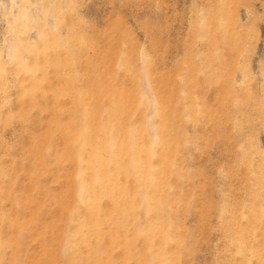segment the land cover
<instances>
[{
    "label": "rangeland",
    "instance_id": "obj_1",
    "mask_svg": "<svg viewBox=\"0 0 264 264\" xmlns=\"http://www.w3.org/2000/svg\"><path fill=\"white\" fill-rule=\"evenodd\" d=\"M0 264H264V0H0Z\"/></svg>",
    "mask_w": 264,
    "mask_h": 264
},
{
    "label": "bare ground",
    "instance_id": "obj_2",
    "mask_svg": "<svg viewBox=\"0 0 264 264\" xmlns=\"http://www.w3.org/2000/svg\"><path fill=\"white\" fill-rule=\"evenodd\" d=\"M83 135L85 134V133H82ZM81 134V135H82ZM89 135V134H88ZM85 137V136H84ZM81 138V137H80ZM81 141H83V139L81 140ZM85 141V140H84ZM79 142V141H78ZM91 143V142H90ZM95 144V142L93 143V145ZM85 145H86V143H79V150L80 151H82V152H78L77 154L79 155V156H77V160H76V165L78 166V169H77V171H76V173H75V177H76V179H78L79 180V188H78V194H79V196H78V201L81 203V206L83 207V208H86L87 209V211L88 212H90L91 213V215L93 214V212L96 210V206L92 203H90V200H91V198H93V196L95 195L94 194V191L92 192V187L94 188V186L93 185H95L94 183H93V181L95 180V178L96 179H98V180H96L97 181V183H96V186H98V188L99 187H103V189L105 190L107 187H108V189H109V187H112L113 185H115V184H110L109 182H107L106 183V181H107V178H106V175H105V171H103V169H104V166L105 165H107L105 162H107L106 160H104V158H102L99 154H101L100 152H97L98 150L95 148L96 147V145H94V147L93 148H95L96 149V151H94L95 152V154L93 155V157H92V154H91V156L90 157H84V155H86V154H84V152L86 153V150H85ZM88 145H90V144H88ZM90 146H92V145H90ZM132 147V146H131ZM91 149V148H90ZM99 149H100V147H99ZM103 149V148H102ZM103 151V150H102ZM140 151H142V149H140ZM144 151V150H143ZM146 152V151H145ZM98 153V154H97ZM88 154H89V151H88ZM147 155V154H146ZM88 158V159H87ZM138 159L141 161V155L137 158V159H131L130 160V163H132L131 165V167H132V169H135V170H137L138 172L139 171H143V169H145L147 166L150 168V166L147 164V166H144V163L143 162H141V163H143V165L138 161ZM108 163V162H107ZM150 164V163H149ZM151 165V164H150ZM140 168H141V170H140ZM105 170V169H104ZM146 170V169H145ZM148 170V172H150L149 171V169H147ZM147 170L145 171V172H147ZM101 171H103V172H101ZM152 171V170H151ZM102 174H101V173ZM136 172V171H135ZM144 171H143V173H145ZM147 172V176L146 177H148V173ZM99 173L101 174V175H99ZM151 173H154L155 174V172L154 171H152ZM146 175V174H145ZM151 175V174H150ZM149 175V176H150ZM104 176H105V178H106V180L104 179ZM109 176V175H108ZM141 176V175H140ZM95 177V178H94ZM154 177V176H153ZM153 177L151 176L150 178L151 179H153ZM90 179L89 181L90 182H88L87 180L88 179ZM92 179V180H91ZM148 179H149V177H148ZM92 181V182H91ZM111 185V186H110ZM95 186V187H96ZM115 187V186H114ZM94 190V189H93ZM111 191V190H110ZM75 221H77V220H75ZM79 225H80V222H79ZM82 228H83V230L85 231V232H89V233H93V232H96V229L95 228H91L90 226H85V225H80Z\"/></svg>",
    "mask_w": 264,
    "mask_h": 264
}]
</instances>
